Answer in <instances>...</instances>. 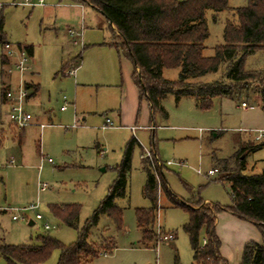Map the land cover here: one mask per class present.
I'll return each mask as SVG.
<instances>
[{"label": "rangeland", "instance_id": "obj_1", "mask_svg": "<svg viewBox=\"0 0 264 264\" xmlns=\"http://www.w3.org/2000/svg\"><path fill=\"white\" fill-rule=\"evenodd\" d=\"M22 1L0 0L8 43L33 46V55L27 60L29 69L20 74L9 73L11 59L4 44H0V241L35 244L40 235H50L65 245L73 243L77 229L55 217L50 205H79L80 227L107 194L116 178V166L121 162L124 146L133 136L138 144L131 156L125 196L115 200L122 211V228L117 229L109 217L101 215L88 236L93 242L101 236H111L116 247L110 253H101L89 264H192L193 252L183 230L188 212L175 204H231L229 182L218 180L226 172L216 161L238 155L244 145L258 143L253 139L254 131L264 129V108L258 93L249 90L237 96L216 97L208 109L198 108L194 97L177 100L173 94H167L161 100L167 115L159 111L151 115L148 103L145 99L139 101L137 93L133 103L124 99L121 89L131 84L133 63L123 48L115 46L120 40L114 28L95 8L73 0H43L36 6L13 4ZM246 4L247 0H228L225 11L206 12L209 34L204 41L205 55H211L213 46L223 42L225 21L236 22L235 9ZM71 30L82 32L83 44L73 43L77 36L70 35ZM4 57L8 64L2 66ZM244 66L264 69V49L248 55ZM70 69L75 70L74 75L66 74ZM178 74L179 68L162 70V76L169 80H177ZM223 74L224 66L192 82H210L221 79ZM20 79L25 85L38 84L36 94L25 106L32 114L31 123L21 129L8 121V106L1 101L2 87L8 84L13 87ZM63 95L69 103L65 110H60ZM242 102L246 108L241 107ZM123 103L124 111L131 116V125L140 126L135 132L116 116ZM105 118L110 119L112 126L101 127ZM151 122L157 125L153 131L144 127ZM39 123L47 126L40 130ZM144 149L156 152L163 166L152 171L159 169L157 176L165 180L176 201L172 203L160 188L154 192L155 241L147 244L140 242L141 231L136 223V208L150 206L143 193ZM242 157L246 163L244 174L259 173L264 164V146ZM167 161L180 165L168 166ZM198 168L218 171L207 176L198 174ZM42 184L46 188L39 190ZM31 204H37V209H22ZM36 213L41 218H36ZM13 214L20 217L12 219ZM225 215L218 213L215 228L224 236L223 250L228 253L229 264H239L242 251L233 244L236 233ZM252 227L256 231L254 224ZM158 232L172 233L173 238L158 241ZM204 235L202 229L200 244ZM59 253V249H54L42 264H56ZM0 264H5L3 258Z\"/></svg>", "mask_w": 264, "mask_h": 264}, {"label": "trees", "instance_id": "obj_2", "mask_svg": "<svg viewBox=\"0 0 264 264\" xmlns=\"http://www.w3.org/2000/svg\"><path fill=\"white\" fill-rule=\"evenodd\" d=\"M87 3L95 8L114 28L125 55L133 63L132 79L138 89L139 100L145 99L152 112L167 115L161 100L167 94L175 99L194 97L196 106L208 109L216 97L237 96L254 90L258 93L264 108V69H245L248 55L264 49V0H247L245 6L237 7L233 13L236 22L226 20L223 26V42L213 46L211 55L204 54V41L208 37L206 12L213 14L225 11L228 0H73ZM214 18V17H213ZM0 14V44H6ZM33 55L31 44H17ZM2 66L7 58H2ZM77 63V62H76ZM224 66L221 79L210 82H192L207 73H215ZM163 68H179L177 80L162 76ZM28 87V85H26ZM4 87L1 89L3 94ZM138 144L131 137L123 150L121 162L116 166L117 175L109 186L107 194L91 215L79 227L77 219L79 205H50L51 213L65 225L77 229L76 240L68 245L50 235H40L35 244H8L0 241V258L5 264H42L54 249H59L56 264H89L101 253L115 249L111 236H101L97 242L88 236L96 227L101 215L109 217L117 229L122 228V211L115 200L125 196L126 176L131 166L134 146ZM264 146V140L257 144L244 145L239 154L231 158L218 159L221 170L226 172L218 180H227L230 187L231 204L185 206L175 204L174 195L169 193L165 180L152 171L148 160L142 158L146 173L144 195L150 201L147 208H136V223L141 231L142 244L155 241L152 227L156 220V193L158 188L165 192L175 206L184 207L188 221L183 230L188 235L193 252L192 264H229L220 255V239L215 231L216 217L221 211H228L239 219L254 224L261 234V242L248 241L242 249L239 264H264V164L259 173L244 174L245 156ZM204 229V243H199V233Z\"/></svg>", "mask_w": 264, "mask_h": 264}, {"label": "built area", "instance_id": "obj_3", "mask_svg": "<svg viewBox=\"0 0 264 264\" xmlns=\"http://www.w3.org/2000/svg\"><path fill=\"white\" fill-rule=\"evenodd\" d=\"M43 3V0H37V1H31V0H24L22 2H16L13 4L17 5H24V6H36L41 5ZM70 35L77 36V33L75 31H70ZM4 48L6 50V55L8 58L11 59L10 68L7 69L9 73H12V71H16L18 73H24L26 70L29 69V65L27 63L29 54L27 50L24 47H19L18 45L6 43L4 44ZM75 70L70 69L66 71V74H74ZM29 96L28 89L25 85V82L23 80H19V82L15 86H11V84H8L6 87L4 86L3 94H2V103L6 104L8 106L7 109V117L8 121L14 125L15 127L21 129L24 127H27L30 125L32 120V114L28 112L25 108L26 101ZM63 104L61 105L60 109L64 110L66 109L68 105V101L66 100V97L63 95ZM242 108H246L245 102L241 103ZM46 124L39 123L40 128H44ZM108 126H112L110 119L106 118L105 123L101 126L102 128H106ZM133 129L135 127H132ZM154 128V127H152ZM255 135L253 136V139L257 142L264 140V129H257L254 131ZM142 158H145L148 160V163L150 165L151 169H155L156 166H162L163 164L159 162L157 158L152 155V152L150 150H145L144 153L141 155ZM48 161H50V158H48ZM10 163L13 162V159L9 160ZM166 165H180V162H173V161H167ZM218 170L217 168L210 169L207 171V175H212L216 173ZM198 173H201L200 169H197ZM46 188V184H42L39 186L40 190H44ZM37 204H31L28 207L22 208L23 210H35L37 209ZM7 210V209H3ZM14 211H17V209H14ZM20 216L18 214H13L12 219H18ZM36 218H41L39 213H36ZM45 228L48 229L49 225L45 223ZM159 233V241L161 239H171L173 238L172 233ZM204 243V240H203Z\"/></svg>", "mask_w": 264, "mask_h": 264}, {"label": "crops", "instance_id": "obj_4", "mask_svg": "<svg viewBox=\"0 0 264 264\" xmlns=\"http://www.w3.org/2000/svg\"><path fill=\"white\" fill-rule=\"evenodd\" d=\"M111 25V24H110ZM112 26V25H111ZM113 27V26H112ZM114 28V27H113ZM115 30V28H114ZM77 33V37L75 38V40L73 41V43L75 44H78V43H82V32L79 30V31H75ZM17 45V44H16ZM29 57H32V56H29ZM8 64V63H6ZM79 66H77L78 68ZM134 69V68H133ZM133 72V71H132ZM74 75V74H72ZM24 81V80H23ZM32 81V80H29V82ZM25 82V81H24ZM34 82V81H33ZM35 83V82H34ZM28 87V92H29V96L27 98V101L26 103L29 101L30 97L34 96L38 90V84L35 83L33 86L27 84ZM135 87V89H133ZM31 92H30V90ZM122 94L124 95V99H129V102L130 103H133L135 101V93H137V97H138V89L136 87V85L134 84L133 82V79H132V73H131V84L130 83H127V85H125L122 89ZM139 99V97H138ZM1 101L2 100V95H1ZM141 101V100H139ZM147 102V101H146ZM148 103V102H147ZM124 106H125V103H123L120 107H119V111H118V115H116L118 117V120L120 122H126L127 125H129L130 129L133 130V132H135L134 130L138 129L140 126H136V125H131V122H129V119H130V114L126 113L124 111ZM148 107L150 109V113L151 115L153 114L152 112V109L150 107V104L148 103ZM134 109H135V105H134ZM61 110V109H60ZM65 110V109H64ZM106 120V118H105ZM105 120L104 122L102 123V125L105 123ZM101 125V126H102ZM47 126V125H46ZM45 126V127H46ZM44 127V128H45ZM132 127H135L134 129ZM145 128L153 131L157 125L153 122L149 123L148 125L144 126ZM154 127V128H152ZM40 128V127H39ZM40 130H43V128H40ZM24 131V130H23ZM22 131V132H23ZM145 150V149H144ZM151 151V150H150ZM152 152V151H151ZM154 157L157 158V155L155 154L156 152L153 151L152 152ZM163 166V165H162ZM169 166V165H168ZM200 169V168H198ZM210 169H214V168H210ZM208 169V170H210ZM201 170V169H200ZM207 170V171H208ZM207 171H203L201 170V173H198L197 170L196 172L198 174H204V175H207ZM209 176V175H207ZM40 190V189H39ZM206 201V200H204ZM207 202V201H206ZM3 211H6V210H3ZM223 214H226V222L229 223V225L231 226V228L233 229L232 231L236 233V238L233 240V244L236 246V247H239L240 251H242V248L244 246L245 243H247L248 241H255V242H261V234L259 233V231L257 230L256 228V231H255V227H252L253 224L248 222V221H245V220H242V219H239L237 218L236 216L230 214L228 211H221ZM220 213V212H219ZM218 216V214H217ZM216 220H217V217H216ZM157 229L160 230V226L157 225ZM216 227V225H215ZM215 231H216V228H215ZM219 239H220V242H221V246H220V255L222 258H224L228 263H229V260L227 259L228 256V253L227 251H224L223 250V243H224V236L223 234L220 233V231L217 229L216 231ZM162 234V233H161ZM159 241V240H158Z\"/></svg>", "mask_w": 264, "mask_h": 264}, {"label": "water", "instance_id": "obj_5", "mask_svg": "<svg viewBox=\"0 0 264 264\" xmlns=\"http://www.w3.org/2000/svg\"><path fill=\"white\" fill-rule=\"evenodd\" d=\"M29 224H30V225L33 224V221H29Z\"/></svg>", "mask_w": 264, "mask_h": 264}]
</instances>
